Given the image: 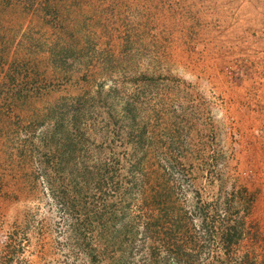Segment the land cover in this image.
Instances as JSON below:
<instances>
[{
	"label": "rangeland",
	"instance_id": "obj_1",
	"mask_svg": "<svg viewBox=\"0 0 264 264\" xmlns=\"http://www.w3.org/2000/svg\"><path fill=\"white\" fill-rule=\"evenodd\" d=\"M0 264H264V0H0Z\"/></svg>",
	"mask_w": 264,
	"mask_h": 264
}]
</instances>
